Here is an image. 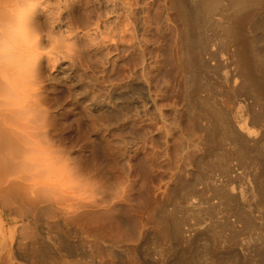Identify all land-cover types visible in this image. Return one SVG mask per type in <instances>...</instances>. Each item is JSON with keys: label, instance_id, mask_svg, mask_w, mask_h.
<instances>
[{"label": "rangeland", "instance_id": "rangeland-1", "mask_svg": "<svg viewBox=\"0 0 264 264\" xmlns=\"http://www.w3.org/2000/svg\"><path fill=\"white\" fill-rule=\"evenodd\" d=\"M206 1H18L42 41L0 43L3 77L36 66L0 77V264H264L263 99L227 32L242 15L264 62V5Z\"/></svg>", "mask_w": 264, "mask_h": 264}, {"label": "bare ground", "instance_id": "bare-ground-1", "mask_svg": "<svg viewBox=\"0 0 264 264\" xmlns=\"http://www.w3.org/2000/svg\"><path fill=\"white\" fill-rule=\"evenodd\" d=\"M0 1H1V0H0ZM18 1H22V3H21V2H20V3L23 4V5L26 4V3H23V1H25V0H2L0 3H2L4 9H6V10H4V11H7V10H9V8H10L11 6H13V4H14L15 2H17L18 4H20ZM34 1H36V0H34ZM37 1H38V0H37ZM64 1H65V0H64ZM199 1H200V0H198V2H199ZM211 1H212V0H210V2H209V0H208V1H206V2H208V4L210 5V3L213 2V1H212V2H211ZM218 1H219V0H218ZM225 1H226V0H225ZM230 1H231V0H230ZM232 1H233V0H232ZM236 1L239 2V3H243L244 5L247 4V3H248V5H250V4H249L250 2H253V5H255V4H254L255 2L260 3V5H261V4L264 5V0H236ZM39 2H40V0H39ZM39 2H38V3H39ZM179 2H180V0H179ZM204 2H205V1H204ZM204 2H202L201 5L203 4V5L205 6L204 8L206 9V6H208V4L206 5V4H204ZM215 2H216V1H215ZM222 2H223V1H222ZM228 2H229V1H228ZM17 3H15L16 6H20V5H21V4H20V5H17ZM213 3H214V2H213ZM258 3H257L256 5H258ZM34 4H36V2H34ZM34 4H33V5H34ZM182 4H184L183 1H182ZM182 4H181V5H182ZM227 4H228V3H227ZM232 4L234 5L235 3H232ZM232 4H231V5H232ZM243 4H242V8H243V6H244ZM251 4H252V3H251ZM0 5H1V4H0ZM30 5H31V4H30ZM211 5H213V6L215 5V7H216V4H211ZM229 5H230V4H229ZM231 5H230V6H231ZM240 5H241V4H240ZM248 5H245V6L247 7ZM16 6H15V8L18 9L19 7L17 8ZM28 6H29V5H28ZM198 6H199V5H198ZM220 6H221V5H220ZM21 7H23V6L21 5L20 8H19V10H20L23 14H21V12H19V13L21 14L19 18H18V16H14L15 13H14L13 15H11V13H13V11H15L16 9H15V10H11V9H13V8H10V10L12 11V12L10 13V15H9V14H6L5 17H2V16H1V17H2V20H3V19H4V20H3V21L0 20V27H3V28H4V29L0 28L1 31H2V32H1V33H2V34H1V35H2V38L0 39V43L2 42L6 48H7V46H8V48H9L8 50H7L6 48H5V50H3L4 48H3V49L0 48V50L2 49V50H3L2 52L5 51V53H7V52L10 51V48H11V50H12V47H14V45H16V46H18V47H19V45H21V48H19L20 51H18V52L16 53V56H13V55H12V57L16 58L15 61H14L15 63L18 61L17 58H21V57L23 58V57L26 56V55H27V56L30 55V54H31V51H33V49H35V47L39 45L38 43H39V41L41 40L40 36H39L40 40H39L38 38H36V37H38V36L35 35V33H36V29H35V33H34V29L32 28V27H34V26L31 25L32 27H30V23H32V20L35 19V17L32 19V16H30V15L28 14L29 12H28L27 14H26V12H25L26 9H27V11L30 9L31 11H30V10H29V11H30V14H31V12H33V10L35 11V9H32L31 7L27 8V7L25 6V10H24V9L21 10ZM35 7L37 8V4H36V6H34L33 8H35ZM211 7H212V6H211ZM246 7H245V8H246ZM263 7H264V6H263ZM1 8H2V7H1ZM181 8H182V6H181ZM198 8H199V7H198ZM198 8H194V9L196 10V9H198ZM200 8H201V7H200ZM200 8H199V9H200ZM204 8H203V9H204ZM223 8H224V7H223ZM37 9H38V8H37ZM182 9H183V8H182ZM192 9H193V8H192ZM194 9H193V11H194ZM205 9H204V10H205ZM213 9H214V8H213ZM220 9H222V8H220ZM234 9H235V8H234ZM2 10H3V8H2ZM38 10H39V9H38ZM38 10H37V11H38ZM206 10H207V9H206ZM208 10H209V9H208ZM208 10H207V11H208ZM210 10H211V8H210ZM215 10H216V8H215ZM215 10H214V12H215ZM23 11H24V12H23ZM39 11H40V10H39ZM185 11L187 12V10H185ZM193 11H192V12H193ZM196 11H197V10H196ZM196 11H195V12H196ZM211 11H212V10H211ZM220 11H221V10H220ZM220 11H218V9H217V13H219ZM225 11H226V9H225ZM231 11H232V10H231ZM0 12H1V9H0ZM15 12L18 13L17 10H16ZM192 12H191V13H192ZM197 12H198V11H197ZM200 12H201V11H200ZM200 12H199V13H200ZM208 12H209V11H208ZM208 12H207V13H208ZM212 12H213V11H212ZM234 12H235V11H234ZM3 13H5V12H3ZM17 13H16V15H17ZM19 13H18V14H19ZM40 13H42V10H41ZM53 13H54V12H52V14H53ZM187 13H188V12H187ZM191 13H190V16H192ZM193 13H194V12H193ZM199 13H198V14H199ZM223 13H224V9H223ZM223 13H222V14H223ZM226 13H228V11H226ZM230 13H233V12H230ZM236 13H237V12H236ZM236 13H235V14H236ZM242 13H243V12H242ZM43 14H44V13H43ZM45 14H47V13H45ZM200 14H201V13H200ZM200 14H199V15H200ZM213 14H214V13H212V15H213ZM215 14H216V13H215ZM215 14H214V15H215ZM222 14H220V16H222V18H224V17H223L224 15H222ZM237 14H238V13H237ZM240 14H241V13H240ZM240 14H239V15H240ZM244 14L246 15V12H245ZM0 15H1V14H0ZM2 15H3V14H2ZM4 15H5V14H4ZM4 15H3V16H4ZM53 15H54V14H53ZM59 15H60V14H58V17H59ZM183 15H184V14H183ZM187 15H189V14H187ZM193 15H194V14H193ZM195 15H196V14H195ZM209 15H211V13H210V14L208 13V17H209ZM231 15H232V14H231ZM231 15H229V16H231ZM239 15H238V16H239ZM33 16H35V15H33ZM42 16H43V15H42ZM45 16H46V15H45ZM45 16H44V17H45ZM50 16H52V15H50ZM196 16H197V15H196ZM201 16H202V15H201ZM204 16H205V15H204ZM225 16H228V14L225 15ZM241 16H242V15H240V17H237V16H231V17H232V21H231V19H230V20H229V21H230L229 24L227 23V24H228V28H227V26H225L226 23H225V24H223L222 22H221V23H222V25H224L225 28H227L228 30L230 29V31H227V32H228V33H229V32H230V33L232 32V33H231V34H232L231 36H233V37L236 39V42L238 43V44H237L238 49H235V48H237V47L234 46V47H235L234 49L237 50V51H239V52H238L239 55L237 54L238 57H236V59L238 58V63H237V64H238V65H237L238 68H237V67H236V68L240 71L241 74L244 75V77H243L244 80H246V79H248L249 81L252 80V81L257 85V86H256V87H258L257 90H260V91H258V92H260V96H261V98L263 99V108H262V109L264 110V88H263V87L261 86V84L259 83V77H261L260 75H261L262 73L257 72V71L261 70V68L264 66V62L260 60L261 63L259 62V64H258V62H257V60H256L257 65H260V66L254 67V69H255V68L259 69V70H257V71H254L253 66H255L256 63H255L254 65H252V61H251V59L254 58V57L252 56V58H251L249 55L252 54V53L249 54V51H247V47H246L247 44H248V43H247V41H248L247 38H249V37L245 35L246 32H244V29H245V24H246V23H245V19H243L244 17L242 16V17H243V18H242ZM247 16H249V14H248ZM16 17H17V18H16ZM39 17H40V16H39ZM52 17H53V16H52ZM183 17H184V16H183ZM186 17H189V16H186ZM205 17H206V16H205ZM36 18H37V17H36ZM46 18H48V16H47ZM190 18H191V17H190ZM195 18L197 19V17H195ZM209 18H210V17H209ZM184 19H185V18H184ZM191 19H192V18H191ZM206 19H207V17H206ZM35 20H36V19H35ZM35 20H34V21H35ZM37 20H38V18H37ZM47 20H49V19H47ZM185 20H186V19H185ZM194 20H195V19H194ZM204 20H205V19H204ZM207 20H208V19H207ZM210 20H211V19H210ZM210 20H209V21H210ZM224 20H225V19H224ZM227 20H228V19H227ZM247 20H248V19H247ZM247 20H246V21H247ZM198 21H199V20H198ZM219 21H223V20L221 19V20H219ZM1 22H3V23L1 24ZM36 22H37V21H36ZM36 22H35V24H37ZM47 22H48V21H47ZM189 22L191 23V21H189ZM217 22H218V21H217ZM224 22H225V21H224ZM190 23H188V24H190ZM193 23H195V25L197 24L195 21H193ZM35 24H33V25H35ZM218 24H219V23H218ZM247 24H248V21H247ZM219 25H221V24H219ZM9 26H10V27H9ZM51 27H52V26H51ZM186 27H187V26H186ZM34 28H35V27H34ZM53 28H54V27H53ZM191 28H192V27H191ZM185 30L187 31V29H185ZM185 30H184V31H185ZM224 30H225V29H224ZM189 32H190V34L188 35V38H186V40L189 41L188 44H189L190 42H193V41L196 39V38L194 39V36H192L193 31H192V30L190 31V28H189ZM191 32H192V33H191ZM219 32L222 33V31H219ZM227 32H226V34H225V33H223V34H225V36H226V35L228 34ZM187 33H188V31H187ZM24 34H25V35H28V37L30 36V38L32 37L31 39L29 38L30 41L32 40L31 43H30L31 45H29V43H28V44L25 43V42H28V41H25L26 39H28V37L25 38L26 36H25ZM185 34H186V33H185ZM185 34H184V35H185ZM223 34H222V35H223ZM1 35H0V36H1ZM22 35L24 36L23 39H22ZM193 35H194V34H193ZM186 36H187V35H186ZM227 37H228V36H227ZM227 37H226V38H227ZM24 38H25V39H24ZM183 39H184V38H183ZM235 39H234V40H235ZM231 40H233V39H231ZM250 40H251V38H250ZM255 40H256V39H255ZM18 41H19V43H18ZM24 41H25V42H24ZM41 41H42V40H41ZM41 41H40V42H41ZM195 41H196V40H195ZM229 41H230V40H229ZM20 42H24L23 44H26V45L23 47V44H22V43L20 44ZM184 42H185V41H184ZM186 42H187V41H186ZM233 42L235 43V41H233ZM249 42H250V41H249ZM255 42H256V41H255ZM14 43H15V44H14ZM250 43H251V42H250ZM3 44H1L0 47H1ZM17 44H18V45H17ZM190 44H191V43H190ZM232 44H233V43H232ZM251 44H252V43H251ZM256 44H258V43H256ZM27 45H28V46H27ZM202 45H203V44H202ZM204 45H205V44H204ZM233 45H234V44H233ZM258 45H259V44H258ZM29 46H31V47H29ZM193 46H194V44H193ZM248 46H249V45H248ZM251 46H253V44H252ZM28 47H29V48H28ZM203 47H204V46H203ZM205 47H208V46L205 45ZM258 47H259V46H258ZM258 47H257V49H258ZM261 47H262V46H261ZM14 48H15V47H14ZM14 48H13V49H14ZM24 48H25V49H29L28 52H30V53H29V54H28V53L26 54V53L24 52V51H25ZM32 48H33V49H32ZM250 48H251V47H250ZM30 49H32V50H30ZM36 49H37V47H36ZM36 49H35V51H36ZM202 49H203V48H202ZM204 49H205V48H204ZM234 49H233V50H234ZM252 49H254V48H252ZM261 49H262V48H261ZM6 50H7V51H6ZM15 50H16V49H15ZM199 50H200V49H199ZM248 50H250V49H248ZM13 51H14V50H13ZM194 51H195V50H194ZM194 51H193V52H194ZM200 51H201V50H200ZM231 51H232V50H231ZM252 51H253V50H252ZM193 52H192V53H193ZM5 53L2 54V57H3V55H5L4 57H6V54H5ZM12 53L14 54V52H12ZM12 53H11V54H12ZM18 53L20 54L21 57L19 56ZM195 53H197V52L195 51ZM24 54H26V55H24ZM198 54H199V52H198ZM230 54H231V53H230ZM234 54H236V51H234ZM193 55H194V54H193ZM196 55H197V54H196ZM200 55H201V52H200ZM232 55H233V54H232ZM17 56H19V57H17ZM27 56H26V58H27ZM185 57H187V56H185ZM190 57H191V56H190ZM230 57H231V56H230ZM233 57H234V56H233ZM6 58H7V57H6ZM14 58H13V60H14ZM192 58H193V57H192ZM231 58H232V57H231ZM24 59H25V58H24ZM24 59H23V60H24ZM187 59H188V58H187ZM199 59H200V57H199ZM201 59H202V58H201ZM232 59H234V58H232ZM7 60H8V59L5 60V58L2 60V58H1V59H0V64L2 63L1 65H3V62H4V61H7ZM16 60H17V61H16ZM23 60H22V61H23ZM191 60H192V59H191ZM191 60H190V61H191ZM202 60H203V59H202ZM234 60H235V59H234ZM234 60H233V61H234ZM262 60H263V59H262ZM1 61H3V62H1ZM9 61H10V59H9ZM192 61H193V60H192ZM231 61H232V60H231ZM18 62H20V59H19ZM18 62H17V63H18ZM24 62H25V61H24ZM24 62H23V64H24ZM41 62H42V61H41ZM41 62H40V64H41ZM201 62H202V61H201ZM262 62H263V63H262ZM5 63L7 64V62H5ZM5 63H4V64H5ZM11 63H12V62H11ZM17 63H16V64H17ZM194 63H195V62H194ZM12 64H13V63H12ZM20 64L22 65V63H20ZM25 64H26V62H25ZM235 64H236V63H235ZM8 65H10V63H9ZM191 65H192V64H191ZM6 66H7V65H6ZM23 66H24V65H23ZM26 66H27V65H26ZM26 66L23 67V68L26 69ZM32 66H34L35 68L32 67ZM32 66L29 65L30 70H28L29 68L27 67V68H28V69H27L28 71H27V70H23V69H22V66H20L21 68L18 67V71H16L17 73L15 72V74H16L17 76H15L14 73H13L14 76H11V73L6 72V68H7V67L5 68V66H3L2 68H3V70H5V72H6V74H7V75H4V76H6V77L8 78L7 82H8L9 80H10V81H9L8 83H5L6 81H5V82H4V81H1V80H3V79L6 78V77H3V75L0 74V75H1L0 77L2 78L0 81L3 82L2 85L5 84V85L2 86V87H5V86H6V88H9V87H7V84L9 85V83H10V85L13 86V88L15 89V85H12V84H15V83H12V82L14 81L13 78L18 79V78L20 77V78L22 79V78L24 77V75H23L24 73H25V74L28 73V76H29V72H30L31 70L36 69V66H35V65H32ZM31 67H32V68H31ZM260 67H261V68H260ZM19 68H20V69H19ZM188 68H189V67H188ZM39 69H40V68H39ZM237 69H236V70H237ZM236 70H235V72H236ZM262 70H263V68H262ZM7 71H9V69H8ZM19 71H20V72H19ZM38 72H39V71H38ZM233 72H234V70H233ZM235 72H234V73H235ZM256 72H257L258 74H257ZM32 73H36V72L34 71V72H32ZM32 73L30 72V76H31ZM134 73H135V72H134ZM134 73H132V74H134ZM236 73H237V72H236ZM238 73H239V72H238ZM240 73H239V74H240ZM9 74H10V76H11L10 78H9V76H8ZM13 74H12V75H13ZM20 74H22L21 76H23V77L18 76V75H20ZM33 75H35V74H33ZM134 75H135V74H134ZM26 76H27V75H26ZM28 76L26 77L27 80H28V82H27L26 78H25L26 81H23V82H26V83H30V82H31V84H32V82H33L34 79H33V80H32V79H28ZM240 76H241V75H240ZM12 77H13V78H12ZM17 77H18V78H17ZM132 77H133V76H132ZM11 78H12V81H11ZM33 78H34V76H33ZM21 79H20V80H21ZM240 81H241V80H240ZM1 82H0V83H1ZM242 82L244 83V81H242ZM26 83H24V84L26 85ZM235 83H236V82H235ZM247 83H248V82H247ZM254 83H253V84H254ZM20 84H21V82H20ZM36 84H38V82H37ZM10 85H9V86H10ZM34 85H35V84L33 83L32 86H34ZM244 85H245V84H244ZM26 86H27V85H26ZM36 86H37V85H36ZM0 87H1V86H0ZM20 87H21V86H20ZM29 87H30V86H29ZM38 87H39V86H38ZM254 87H255V86H254ZM254 87H253V89H254ZM13 88H12V89H13ZM30 88H31V89H35V87H30ZM14 89H13V90H14ZM251 89H252V88H251ZM16 90H17V88H16ZM22 90H23V89H21L20 91H22ZM20 91H18V92H20ZM35 91H36V89L34 90V93H35ZM254 91H255V90H254ZM13 92H14V91H13ZM18 92H17V93H18ZM258 92H257V94H259ZM14 93H15V92H14ZM39 95H40V94H39ZM35 97H36V96H35ZM257 97H258V96H257ZM36 98L39 99V96L36 97ZM32 100H34V97H33ZM36 102H37V103H38V102L41 103L42 101H40V100H36ZM36 102L34 101V104H37ZM40 103H39V104H40ZM34 104H32L33 107H34ZM41 104H42V103H41ZM41 104H40V105H41ZM32 105H30V106L32 107ZM37 105H38V104H37ZM40 105H39L38 107H40ZM260 105H261V104H260ZM224 106H225V105H224ZM33 107H32V110H34ZM261 107H262V106H261ZM261 107H259V108H261ZM34 108H35V107H34ZM36 109H37V108H36ZM39 109L41 110V109H42V106H41V108H39ZM37 110H38V109H37ZM40 110H39V111H40ZM223 110H224V109H223ZM260 110H261V109H260ZM30 111H31V110L29 109V112H30ZM39 111H37V112H39ZM216 111H217V110H216ZM219 111H220V110H219ZM225 111H226V110H225ZM225 111H224V112H225ZM33 112H34V111H33ZM33 112H30L32 115H29V116L33 117V120H35V119L37 118L38 114H37V116L35 117L36 114H33ZM243 112H244V111H243ZM30 113L27 112V115L30 114ZM39 113L41 114V112H39ZM44 113H45V112H44ZM44 113H42L41 115H45ZM214 113H215V112H214ZM214 113H213V114H214ZM218 113H219V112H218ZM254 113H255V112H254ZM224 114H225V113H224ZM241 114H242V113H241ZM244 114H247V113H244ZM263 114H264V113H263ZM33 115H34V116H33ZM41 115H39V117H40ZM215 115H217V113H215ZM215 115H214V116H215ZM220 115H221V113H220ZM227 115H228V113H227ZM255 115H257V114H255ZM218 116H219V114H218ZM223 116L226 117L225 115H223ZM236 116H237V115H236ZM243 116H244V115H243ZM247 116H248V115H247ZM247 116H245V118H246ZM259 116H260V113H259ZM34 117H35V118H34ZM39 117H38V119H39ZM216 117H217V116H216ZM219 117H220V116H219ZM221 117H222V116H221ZM224 117H223V118H224ZM262 117H263V116L261 115V119H262ZM29 118H30V117H29ZM227 118H228V117H227ZM231 118H232V117H231ZM259 118H260V117H259ZM259 118H258V119H259ZM30 119H31V118H30ZM213 119H215V117H213ZM232 119H233V118H232ZM248 119H249V117H248ZM253 119H254V118H253ZM255 119H256V118H255ZM36 120H37V119H36ZM40 120H42V117H41ZM219 120H220V124H222V123L224 124V122H223L224 120H222V122H221V119H219ZM219 120H218V122H219ZM228 120H231V119L228 118ZM213 121H214V120H213ZM226 121H227V120L225 119V123H226ZM237 121H238V117H237ZM241 121H242V119L239 121V123H240ZM248 121H249V120H248ZM252 121H253V120H252ZM256 121H257V120H256ZM256 121H255V122H256ZM216 122H217V120H216ZM218 122L216 123L217 126H218ZM242 122H243V121H242ZM246 122H247V119H246ZM230 123L234 124V121L232 122V120H231ZM235 123H236V122H235ZM253 123H254V122H253ZM257 123H258V122H257ZM257 123H255V124H257ZM259 123H261V122L259 121ZM212 124L215 125V123H212ZM251 124H252V123H251ZM214 125H213V126H214ZM216 125H215V126H216ZM228 125H230V124H228ZM228 125H227V128H229V127H233L232 125L228 127ZM245 125H246V124H245ZM262 125H264V124H262ZM205 126H206V125H205ZM217 126H216V127H217ZM221 126H222V125H221ZM221 126L219 127L220 129H221ZM223 126L225 127V125H223ZM223 126H222V128H223ZM243 126H244V123H243ZM252 126H253V125H252ZM252 126H251V127H252ZM254 126H255V125H254ZM256 126H257V125H256ZM260 126H261V124H260ZM46 127H47V126H46ZM209 127H210V126H209ZM246 127H248V125H247ZM249 127H250V126H249ZM251 127H250V130L252 129ZM258 127H259V126H258ZM44 128H45V127H44ZM47 128L50 129V127H47ZM236 128H237V127H236ZM242 128H245V127H242ZM255 128H256V127H255ZM259 128H260V127H259ZM206 129H207V128H206ZM225 129H226V128H225ZM231 129H233V128H231ZM237 129H238V128H237ZM237 129H236V130H237ZM247 129H248V128H247ZM247 129H246V133H247ZM260 129H262V128H260ZM44 130L47 131L46 128H45ZM207 130H208V129H207ZM215 130H216V129H215ZM217 130H218V129H217ZM227 130H228V129H227ZM242 130H243V132H245L244 129H242ZM253 130H254V129H253ZM253 130H252V131H253ZM219 131H220V130H219ZM219 131H217V132H219ZM231 131H233V130H231ZM237 131H238V130H237ZM254 131H255V130H254ZM257 131H258V130H257ZM259 131L261 132V130H259ZM262 131H263V130H262ZM207 132H208V131H207ZM213 132H215V131H213ZM248 132L251 133V131H249V130H248ZM255 132H256V131H255ZM252 133H253V132H252ZM252 133H251V134H252ZM209 134H210V133H209ZM211 134H212V133H211ZM247 134H249V133H247ZM254 134H255V133H254ZM242 135H243V134L241 133V136H242ZM256 135H257V137H258V134H256ZM262 135H263V134H262ZM262 135H261V136H262ZM211 136H212V135H211ZM213 136H214V135H213ZM247 136H248V135H246L245 137H247ZM249 136H252V135H249ZM249 136L247 137V139H249ZM259 136H260V135H259ZM261 136H260V138H263V137H261ZM243 137H244V135H243ZM254 137L257 138L256 136H254ZM258 138H259V137H258ZM258 138H257V140L255 139L257 143H258ZM252 139H254V138L252 137ZM255 140H254V141H255ZM260 141H261V139H260ZM260 145H261V144H260ZM230 165H231V164H230ZM229 167H230V166H229ZM257 187H258V185H257ZM259 188H260V187H259ZM262 188H263V186H262ZM262 188H261V190H262ZM257 189H258V188H257ZM263 189H264V188H263ZM107 192H108V191H107ZM108 193H109V192H108ZM31 204H32V203H31ZM31 204H30V206H31ZM34 205H35V203H34ZM34 205H33V206H34ZM23 208H24V207H23ZM25 208H28V207H25ZM30 208H31V207H30ZM25 210H27V209H24V211H25ZM31 210H32V209H31ZM31 210H30V212H29V210H28V212H29L30 214H32V213H31V212H32ZM35 210H36V209H35ZM24 211H23V213H24ZM33 211H34V210H33ZM26 212H27V211H26ZM36 213H37V215H38V212H36ZM166 213H168V212H166ZM33 214H34V212H33ZM33 214H32V216H33ZM168 214H169V213H168ZM28 215H29V214H28ZM165 215H167V214H165ZM167 216H168V215H167ZM171 216H172V214H171ZM35 218H36V217H35ZM172 218H173V217H172ZM164 219H166V218H164ZM164 219H163V220H164ZM169 219H170V216H169ZM169 219H168V220H169ZM166 220H167V219H166ZM168 220H167V221H168ZM175 221H176V220H175ZM177 221H178V220H177ZM177 221H176V222H177ZM179 221H180V223L182 222L181 220H179ZM178 225H179V224H178ZM180 225H181V224H180ZM168 227H169V226H168ZM174 227H175V225H174ZM177 227H178V226H177ZM177 227H175V228L178 229L179 227H178V228H177ZM181 228H182V227H181ZM181 228H180V229H181ZM171 229H172V228H171ZM171 229H170V230H171ZM176 229H175V231H176ZM167 230H168V229H167ZM173 230H174V229H173ZM178 230H179V229H178ZM169 232H170V231H169ZM171 232L173 233V231H171ZM179 232H180V231H179ZM179 232H178V233H179ZM182 232H183V231H182ZM163 233H164V232H163ZM165 233H166V232H165ZM180 233H181V232H180ZM29 234H30V233H29ZM168 234H169V233H168ZM176 234H177V233H176ZM181 234L183 235V233H181ZM33 235L35 236L36 233L33 234ZM186 236H187V235H186ZM37 237H38V235H37ZM39 237H40V236H39ZM175 237H178V236L175 235L174 238H175ZM179 237H180V236H179ZM179 237H178V238H179ZM182 237H184V236H182ZM30 238H34V239H35L36 236H35V237H30ZM40 238H41V237H40ZM178 238H177V239H178ZM34 239H33L32 242H34ZM36 239H39V238H36ZM180 239H181V238H180ZM185 239H186V238H185ZM188 239H189V237H188ZM39 240H40V239H39ZM183 240H184V239H183ZM189 240H190V239H189ZM186 241H188V240H186ZM187 243H188V242H187ZM32 244H33V243H32ZM21 245H22V244H21ZM21 245H20V246H21ZM24 245H26V244H24ZM29 245H30V244H29ZM34 245H35V243H34ZM34 245H33L32 247H34ZM39 245H40V244H39ZM36 246H38V245H36ZM21 247H23V246H21ZM21 247H20V248H21ZM29 247H30V246H29ZM44 247H45V246H44ZM37 248H39L38 250H39V252H40V248H41V247H36V248H34V249H37ZM73 248H74V247H73ZM24 249H26V248L24 247ZM34 249H33V250H34ZM41 249H42V248H41ZM46 249H47V248H46ZM46 249H45V251H46ZM28 250H29V249H28ZM24 251H25V250H24ZM30 251H31V250H30ZM34 251H35V250H34ZM45 251H44V252H45ZM183 251H184V250H183ZM26 252H28L27 249H26ZM41 252H43V250H42ZM47 252H48V251H47ZM47 252H46V253H47ZM1 253H2V252H1ZM36 253H37V250H36ZM37 254H38V253H37ZM44 254H45V253H44ZM183 254H184V253H183ZM42 255H43V253H42ZM45 256H46V255H45ZM46 257H47V256H46ZM184 257H186V256H184ZM187 257H188V256H187ZM42 258H43V256H42ZM189 259H190V258H189ZM182 260H183V259H182ZM184 260H185V258H184ZM187 260H188V259H187ZM187 260H186V263H188ZM191 260H192V258H191ZM182 262H183V261H182ZM184 262H185V261H184ZM178 263H180V262H178ZM189 263H190V260H189ZM181 264H182V263H181Z\"/></svg>", "mask_w": 264, "mask_h": 264}]
</instances>
